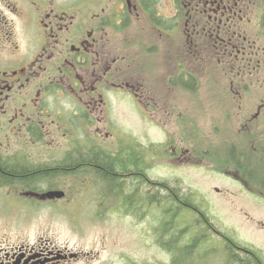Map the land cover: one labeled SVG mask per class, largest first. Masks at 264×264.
<instances>
[{"label":"flooded vegetation","instance_id":"obj_1","mask_svg":"<svg viewBox=\"0 0 264 264\" xmlns=\"http://www.w3.org/2000/svg\"><path fill=\"white\" fill-rule=\"evenodd\" d=\"M118 96L162 138L144 143L116 125ZM195 110V120L214 125L202 133L201 148L189 139L194 134L177 132L179 122H195ZM86 152L119 167L134 163L204 211L197 217L159 208L156 197L142 200L139 189L107 183L95 165L33 185L0 183L12 189H5L10 201L19 195L20 206L86 203L93 220L132 227L110 245L104 229L93 230L89 245L84 229L1 231L0 264H233L244 252L264 264V212L257 216L246 204L264 208V0H0V157L49 169ZM195 167L218 173L244 196L235 214L210 209L235 190L212 186L195 197L182 183L176 172ZM51 190L61 197L47 198ZM9 215L41 217L24 208ZM66 232L79 235L58 238ZM134 242L157 260L132 257Z\"/></svg>","mask_w":264,"mask_h":264},{"label":"rangeland","instance_id":"obj_2","mask_svg":"<svg viewBox=\"0 0 264 264\" xmlns=\"http://www.w3.org/2000/svg\"><path fill=\"white\" fill-rule=\"evenodd\" d=\"M200 90V89H199ZM199 90L195 91V95H198ZM128 98L126 97H114L112 99L113 102V112H112V121L121 127L124 130L129 129L131 132L134 134H138L141 140L144 143L148 142H155L160 140L162 137L160 135V132L157 130L156 126L154 123H151L148 121L146 118L144 119L141 116H138L137 112L135 109L130 108L127 104H122L123 102H128ZM122 104V105H121ZM198 117L197 112L195 110L194 113V123H188V125H185V122H179L181 124L177 125V132H185V134H194L188 135L189 139L191 142L199 146L201 148L202 146V133L207 132L210 133L213 131L214 125L209 123L207 121H197L195 118ZM210 145L213 149H217L219 146L215 144V142H210ZM227 148V147H226ZM246 148H249L248 146ZM46 154V153H45ZM47 155V154H46ZM35 158H39V155L34 154ZM163 171H166L162 169ZM151 175H156L155 170L150 171ZM181 178H182V183L188 186L193 194L195 196L201 195L205 192H208L209 189H211L212 186H218V187H225L228 190L231 188V190H235L234 187L232 186H227L222 183V179H220V176L218 173L214 172H208L200 168H185L181 169L176 172ZM221 174V173H220ZM3 187V188H2ZM5 189L12 191L9 186L7 185H0V195L4 193ZM236 191V190H235ZM237 192V191H236ZM11 194L5 192L1 197H0V232L3 231L2 233H7L11 230L19 229V230H29L28 232L29 235H34V232H32L35 229H51V230H61V229H76V228H81L85 230V235H83L81 238H86L85 244L89 245L92 242V238L96 232H93L95 229H104L107 231V237L108 238V245H110V242L112 241V236H122L123 233H128L132 235V228L128 227L127 222H122V223H117V222H112L111 220H105V221H100L99 223H95L92 218L88 219L87 217L84 218L83 215H78V214H71L73 221L70 220L69 216V210L72 209L73 205H61V207L64 212H58L62 213V215L58 216L56 220H49V216H44L47 213H51L52 211L49 210L48 208L45 207H40L37 208L35 205H32L29 202H24L22 206L20 205H15L14 209L11 206L10 198ZM217 197L222 200L224 196L218 195ZM231 197V198H230ZM230 199H225V203L222 204L219 201H215L214 204L212 205L210 209L211 211H218V212H227V213H234L238 209V204L239 202L244 200V196L239 194L237 192V195H230ZM18 203V201H16ZM19 204V203H18ZM90 205V204H89ZM91 205L86 207L83 206L82 209L87 211L88 215L92 213ZM248 207V206H247ZM246 207V210H247ZM24 208L27 209L29 212L37 213L41 215V217H32V219L28 220L25 219L23 222L17 221L15 219V216L9 215L7 213H12V212H18L19 209ZM53 211H56V207L53 208ZM254 209V210H253ZM77 210L79 208L77 207ZM249 211L250 212H264V208H258L256 210L253 206L249 205ZM5 213V214H4ZM43 214V215H42ZM85 214V213H83ZM259 213L257 214V216ZM77 223V224H76ZM142 227H139L140 229ZM89 230V231H86ZM123 230V233H122ZM13 233V232H11ZM21 234V233H20ZM61 234H63L61 236ZM58 238L61 240H69V238H65L64 235H71L74 237H77L79 235V232H66V233H60L58 234ZM133 237L130 236V240H132ZM134 240V239H133ZM70 244H72L70 242ZM81 244H83L81 242ZM130 255L134 258L142 256L146 258L148 263L154 262L157 260V254L153 251V249L148 250V249H141L136 247L135 242L128 246ZM110 250L109 247H107V252ZM105 253V252H104ZM103 253H100L99 257H103ZM141 258V259H142Z\"/></svg>","mask_w":264,"mask_h":264},{"label":"trees","instance_id":"obj_3","mask_svg":"<svg viewBox=\"0 0 264 264\" xmlns=\"http://www.w3.org/2000/svg\"><path fill=\"white\" fill-rule=\"evenodd\" d=\"M113 161L107 157L86 152L81 155L75 154L69 160L58 162L48 169L29 166L25 162H15L9 158L0 157V183H11L15 180H20L25 184L33 185L35 181L41 180L45 175H50L54 172L68 171V169L72 170L77 165L84 167H93L92 165H95L100 174L106 178L107 183L109 182L111 184L115 179L120 183L121 191H132L135 189L138 191L139 189L142 200H151V198L156 197L158 199L157 203H161L159 208L168 205L172 207L177 206L183 209L180 213H192L197 217L204 211L200 206L198 209H195L186 205L184 194L175 184L164 181H159L156 182L158 184H155L146 171L143 169H135L134 163V165L127 164V166L123 165L119 167L115 166ZM125 167H129L130 170H125ZM179 221L186 222V216H181ZM186 255L185 250L180 251V257L184 260L187 257ZM241 256L242 258L233 259L231 262L233 264H257L245 252Z\"/></svg>","mask_w":264,"mask_h":264}]
</instances>
